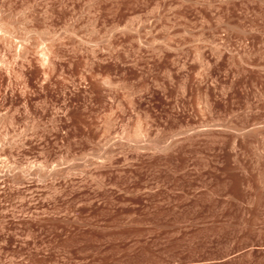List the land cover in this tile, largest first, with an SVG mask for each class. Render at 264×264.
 Returning <instances> with one entry per match:
<instances>
[{
    "label": "rangeland",
    "instance_id": "374dc122",
    "mask_svg": "<svg viewBox=\"0 0 264 264\" xmlns=\"http://www.w3.org/2000/svg\"><path fill=\"white\" fill-rule=\"evenodd\" d=\"M0 264H264V0H0Z\"/></svg>",
    "mask_w": 264,
    "mask_h": 264
},
{
    "label": "bare ground",
    "instance_id": "6f19581e",
    "mask_svg": "<svg viewBox=\"0 0 264 264\" xmlns=\"http://www.w3.org/2000/svg\"><path fill=\"white\" fill-rule=\"evenodd\" d=\"M12 41V40H11Z\"/></svg>",
    "mask_w": 264,
    "mask_h": 264
}]
</instances>
